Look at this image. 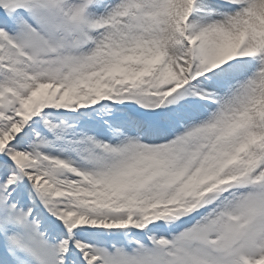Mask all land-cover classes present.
I'll use <instances>...</instances> for the list:
<instances>
[{
    "label": "snow or ice",
    "instance_id": "snow-or-ice-1",
    "mask_svg": "<svg viewBox=\"0 0 264 264\" xmlns=\"http://www.w3.org/2000/svg\"><path fill=\"white\" fill-rule=\"evenodd\" d=\"M0 264H264V0H0Z\"/></svg>",
    "mask_w": 264,
    "mask_h": 264
}]
</instances>
